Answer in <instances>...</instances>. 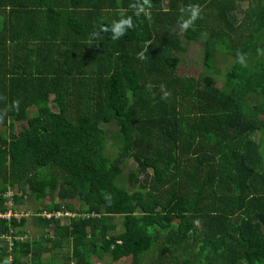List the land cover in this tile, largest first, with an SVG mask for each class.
Returning <instances> with one entry per match:
<instances>
[{"label": "trees", "instance_id": "1", "mask_svg": "<svg viewBox=\"0 0 264 264\" xmlns=\"http://www.w3.org/2000/svg\"><path fill=\"white\" fill-rule=\"evenodd\" d=\"M0 126V264H264V0H0Z\"/></svg>", "mask_w": 264, "mask_h": 264}, {"label": "rangeland", "instance_id": "2", "mask_svg": "<svg viewBox=\"0 0 264 264\" xmlns=\"http://www.w3.org/2000/svg\"><path fill=\"white\" fill-rule=\"evenodd\" d=\"M243 7H245V8L248 7V4H242L238 8V10L239 11L243 10ZM238 14L240 16H242L241 12H239ZM237 18H239V17H237ZM180 56H181V64L179 66V73L180 74L190 75V76H193L194 78L201 79V80L204 79L206 76L213 75V72L211 70L207 71V73H205L203 71L204 48H203L201 42H199V41L191 42L190 44L187 45L186 51L181 53ZM230 64H231L230 58L220 57V59H218L216 65L218 68H220L222 70V72H225ZM214 78L217 80L216 82L218 85H222V82H223L222 78H224V74H223V76L215 75ZM104 128L108 131L107 134L109 136L116 134L118 132V128L114 123L113 124H105ZM15 131L19 132L17 128ZM1 132L8 133L9 128L8 127L3 128L2 126H0V133ZM262 147H264V144ZM136 167H137L136 163L133 160H128L126 163V169H125L124 173L127 174L131 171V169H134ZM144 177H145V175L141 176V178H144ZM127 181H126V185L128 187H130V183H129V181L128 182ZM13 191H14V193L16 191L18 193H21L20 190H13ZM24 195H25L26 201L22 205L21 204L15 205L16 209L21 208V207L23 209L24 207L28 206V208H30V210H32L38 206V203L35 201L33 196H30V194H25V193H24ZM49 202H51L50 197L46 199V203H49ZM27 218L29 220V224L26 227H28V229H29V227L35 228L33 226V224L36 220L35 217L33 215H31ZM120 221H121V218H119V222ZM25 229H27V228H25ZM46 230L47 231L51 230V228H46Z\"/></svg>", "mask_w": 264, "mask_h": 264}, {"label": "clouds", "instance_id": "3", "mask_svg": "<svg viewBox=\"0 0 264 264\" xmlns=\"http://www.w3.org/2000/svg\"><path fill=\"white\" fill-rule=\"evenodd\" d=\"M187 11L190 12V17H189L187 20H183V19H182V21H181V28L184 29V30H187V29H188V28H189V27L195 22V20L199 17V14H200V9H199L198 6H191ZM146 14H147V13H146ZM124 21H125L126 27H128V28H131V27H132L131 19L124 20ZM112 31H115V30L112 29ZM122 34H123L122 32L117 31L116 35L113 36V39H118V38L120 37V35H122ZM191 42H193V41H191ZM191 42L186 43V47H187V45L190 44ZM141 55L143 56V54H141ZM180 64H181V62H180ZM179 66H180V65H179ZM203 71H204L205 73H207V71H210L209 67L205 65V56H204V59H203ZM165 95H167V94H165ZM9 190H12V191H13L14 189L9 188L6 192L1 193V194H0V197H3V198H6V199H7V197H4V195H5V193H7ZM13 192H14V191H13ZM16 192H17V191H16ZM16 192L14 193V195L16 194ZM17 193H18V192H17ZM14 195H13V197H14ZM13 197H12V200H13ZM6 204H7L8 207H9V212H10V211H13V210H16V213H14V214H19V208H17V209L15 208L14 201H13V204H12V205H9V200L7 199ZM9 212H8V213H9ZM33 216L36 218V217H38V214L33 213ZM196 226H197V227H200V224H199L198 221L196 222ZM5 264H7V262H5Z\"/></svg>", "mask_w": 264, "mask_h": 264}, {"label": "built area", "instance_id": "4", "mask_svg": "<svg viewBox=\"0 0 264 264\" xmlns=\"http://www.w3.org/2000/svg\"><path fill=\"white\" fill-rule=\"evenodd\" d=\"M13 195H14V192L12 191V190H9L7 193H5V195H4V197H7V199L9 200V205H12L13 204V200H12V197H13ZM16 216V217H21L19 214H14L12 211H10L9 213H6V214H2V213H0V217H5V218H10V217H12V216ZM45 218H47V219H51L52 217H56V218H58V217H60V216H62L63 215V213L62 212H56V213H53V214H51V213H48V212H44L43 214H42ZM69 215V214H68ZM72 215H74V214H72ZM93 216H98L97 214H92ZM83 216H86V215H83ZM86 217H88L89 218V216H86ZM4 236H2V238H3ZM8 239L9 240H11L12 238H10V237H8ZM11 245H12V240H11Z\"/></svg>", "mask_w": 264, "mask_h": 264}, {"label": "crops", "instance_id": "5", "mask_svg": "<svg viewBox=\"0 0 264 264\" xmlns=\"http://www.w3.org/2000/svg\"><path fill=\"white\" fill-rule=\"evenodd\" d=\"M20 210H21V208H19V211ZM31 215H33V213L31 214V212H29L28 216H31ZM97 254H99V255H97ZM91 258L94 261V263H96V264H107L108 261L110 260V256L102 253L101 251L99 253L94 254Z\"/></svg>", "mask_w": 264, "mask_h": 264}]
</instances>
